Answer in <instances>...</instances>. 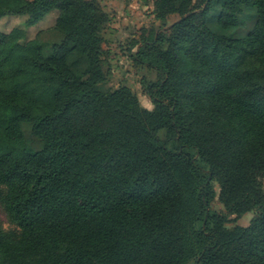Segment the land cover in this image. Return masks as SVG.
Instances as JSON below:
<instances>
[{
  "label": "trees",
  "instance_id": "obj_1",
  "mask_svg": "<svg viewBox=\"0 0 264 264\" xmlns=\"http://www.w3.org/2000/svg\"><path fill=\"white\" fill-rule=\"evenodd\" d=\"M55 10L0 31V264H264V0H158L179 18L134 52L152 109L107 85L95 0H0Z\"/></svg>",
  "mask_w": 264,
  "mask_h": 264
},
{
  "label": "rangeland",
  "instance_id": "obj_2",
  "mask_svg": "<svg viewBox=\"0 0 264 264\" xmlns=\"http://www.w3.org/2000/svg\"><path fill=\"white\" fill-rule=\"evenodd\" d=\"M108 14V22L103 32L102 47L104 50V68L107 71V85L118 87L128 86L137 96L141 106L152 109L153 103L146 94L142 79L154 80L158 73L154 68L139 63L134 58L136 47L142 39H149L157 33H161L175 20L178 14H169L164 22L155 16V8L158 0H95ZM197 5V2H195ZM57 11H52L42 20L31 26H25V15H4L0 18V31L9 32L18 27L25 30L22 40L36 36L41 30H47L55 23ZM254 17L247 12L234 30V36L246 34L252 27ZM47 36V35H46ZM264 185V177L262 179ZM216 192L218 186L214 183ZM217 210H223L217 196L211 203ZM255 216L254 211H246L240 215L229 216L227 227L236 225L247 226ZM0 224L5 231H14V225L9 221L2 205L0 204Z\"/></svg>",
  "mask_w": 264,
  "mask_h": 264
}]
</instances>
